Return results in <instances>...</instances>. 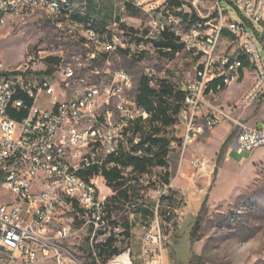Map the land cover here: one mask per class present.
I'll return each instance as SVG.
<instances>
[{
	"label": "built area",
	"instance_id": "obj_1",
	"mask_svg": "<svg viewBox=\"0 0 264 264\" xmlns=\"http://www.w3.org/2000/svg\"><path fill=\"white\" fill-rule=\"evenodd\" d=\"M92 1L0 0V29L8 17L42 11L55 19L64 39L84 48L83 56L54 66V74L41 79L0 64V187L14 196L11 203L0 200L2 264H83L62 246L83 232L96 264H102L99 256L104 246L111 253L121 250L104 264H125L118 260L122 256L135 264L132 248L125 247L124 232L114 229L107 217L103 171L109 158L119 156L122 148L136 157L146 155L149 144L141 147L142 135L136 131V123L147 122L151 114L136 99H128L134 88L128 72L92 68L119 46L131 60L164 59L163 53L173 52L170 48L162 50L157 43L168 33L197 58L196 78L182 88L184 99L177 116L184 127L182 142L173 141L172 149L180 147L184 153L206 130L232 120V109L214 105L209 99L242 78L240 58L219 52L225 30L240 43L255 76L243 103L264 102V60L248 26L253 25L250 21L264 24V0H216L218 16L200 19L188 29L193 10L202 15L203 0H192L191 8L173 5L171 0H113L120 13L102 30L91 22L83 23L81 20L88 16L76 11L77 4ZM222 1L245 13L250 21L227 18ZM128 7L148 18L141 36L123 29L127 24L123 12ZM120 35L127 38L126 42H121ZM259 38L264 40V31L259 32ZM84 72L95 75L96 80L84 78ZM147 78L153 88L156 72L149 69ZM44 96L49 98L50 109L38 106ZM25 98L32 105L28 106ZM11 112H26V116L18 120ZM236 127L232 149L241 153L264 148V128L242 123ZM192 168L206 173L212 167L195 160ZM140 182L161 186L154 221L144 236L142 260L144 264H167L166 243L179 211L177 196L172 194L171 185H164L151 173L144 174ZM38 183L41 188L35 192ZM66 215H74L73 220L58 225V218Z\"/></svg>",
	"mask_w": 264,
	"mask_h": 264
},
{
	"label": "rangeland",
	"instance_id": "obj_2",
	"mask_svg": "<svg viewBox=\"0 0 264 264\" xmlns=\"http://www.w3.org/2000/svg\"><path fill=\"white\" fill-rule=\"evenodd\" d=\"M173 1V5L185 4L191 8L192 0ZM221 5L228 11L227 18L249 20L245 13L240 12L228 2L222 1ZM76 11L88 16L81 20L83 23L91 22L99 30L109 26L115 15L120 13L113 0L79 3ZM200 11L202 15L193 10L200 19L208 16L216 18L218 16L216 0H203ZM123 14L127 18V24L123 27L125 32L143 35L147 28V16L132 7H128ZM250 23L253 24L248 25L250 33L257 42L264 60V40L259 38V32L264 31V24L253 21ZM191 26L189 23L187 29ZM223 36L224 34L222 38ZM120 39L121 42H126L127 38L120 35ZM220 49L226 50L227 53L242 51L239 42L228 44L224 40ZM83 54L84 48L81 44L72 39H64L56 26L55 19L42 11L20 17H8L6 24L0 29V64L7 70L31 72L36 78L41 79L45 76L41 72L52 70L54 74V66L67 65ZM49 58L57 59L58 62L50 64L47 61ZM82 60L84 61V58ZM196 66L197 58L184 48L179 55H166L164 59L148 58L141 62L131 60L128 53L119 46L116 52L106 56L105 60L97 62L92 68L99 67L103 72H107L108 69L111 72L121 70L128 72L134 83L128 99L134 100L139 93L140 81L142 77H147L149 69L156 72L157 83L153 89L160 91L163 84H170L176 92H182L184 86L195 80ZM248 75L246 73L245 80L241 78L238 84L229 87L228 97L234 103L223 107L232 109V120L221 123L224 124L221 131L232 124L236 126V123H239L234 120H238L236 111L248 105L243 103V97L247 92L244 94L242 92L250 80L255 78L252 72L251 76ZM83 77L96 80V76L88 72H84ZM218 93L209 99L214 105L222 106L223 101L216 97ZM154 102L156 103L157 99H154ZM167 102L171 107L169 114L176 116L172 113L177 103L175 97L167 98ZM38 106L50 109L49 98L46 96L40 98ZM258 107V110L263 109L264 104L261 102ZM11 116L17 119L12 112ZM175 119L178 121L177 116ZM145 126L144 134L146 135H157L159 138H167L177 144L182 142L179 136L181 132L183 134V128L175 129L173 126L165 128L159 122H147ZM218 126L212 130H206L201 137L187 147L184 153L180 147L173 149V152L177 154H172L170 164L172 174L174 177L178 174L182 159L185 157L183 162L185 176H183V185H171L179 202V211L175 218L176 225L174 224L169 232L170 237L166 243L171 264H264V148L241 153L236 149L232 150V143L238 131L236 127L233 131V139L220 153L222 146L218 143V138L217 141L215 140ZM260 128H264V124ZM194 146L199 147V151L195 154ZM195 160L206 161L212 168L206 173L196 171L192 168V162ZM124 172L127 174L133 204H136L135 196L145 189H151L152 196L159 199L161 191L155 193L154 184L142 187L136 176H131L128 171ZM40 188L41 185L38 183L34 191L37 192ZM215 194L217 196L213 198ZM13 199L14 196L11 193L0 187V200L3 203H11ZM200 211L202 221L198 229V239L194 245H191V233ZM73 218L74 215L59 217L57 224L72 221ZM62 246L69 255L83 264H96V259L90 256L92 250L88 247L86 232L65 240ZM105 248V246L101 247L99 256L102 264L114 257ZM0 264H2L1 257ZM135 264L139 263L135 261Z\"/></svg>",
	"mask_w": 264,
	"mask_h": 264
},
{
	"label": "crops",
	"instance_id": "obj_3",
	"mask_svg": "<svg viewBox=\"0 0 264 264\" xmlns=\"http://www.w3.org/2000/svg\"><path fill=\"white\" fill-rule=\"evenodd\" d=\"M223 34L224 36L223 38H221L220 46H221V43H223V40L224 42L228 44L229 43L234 44L235 42H238L236 39H234L230 35V33L227 30H225ZM219 52L222 54H230L235 57H239L241 62H242L241 57L242 56L245 57L243 51L238 52V53L234 51H232V53H227L226 50H222L219 47ZM178 54H180V52L177 53L176 55ZM166 55L172 56L173 54H166ZM251 72L252 71H251L250 66L244 72H242V68H241L242 78H244L245 80L246 73L249 74L248 76H251ZM254 80L255 78L250 80V83L244 88L242 94L248 92L251 89V87L254 84ZM228 94H229V88L225 89L222 92H219L218 95H216V97H218L220 100L223 101L222 107L228 106L230 103H234L229 100ZM259 103L261 102H255L253 104H248L246 108L238 109V111H236L238 120L236 119L234 120L242 124L244 123L248 127L261 129L260 126L264 124V108L258 110ZM262 103L264 104V102ZM27 105L28 106L32 105V101L28 100ZM137 124H139L138 127L140 128V133L142 134V132L146 130L145 125L147 124V122H142L139 120L137 121ZM222 126H224V124H220L218 126L216 136H215V140L217 141V138H218V143L221 146L224 145V143L229 138L231 133H233V131L236 129V126L232 124L228 127H224L223 131H221L220 129ZM173 127L175 129L184 128L181 124H179V122ZM182 136L183 134L181 132V136L179 137L182 138ZM154 137L157 138L158 136L155 135ZM166 140H170V139L166 138ZM172 142L173 141H171L170 143ZM169 149H170V152H169V155L166 161L168 165L167 168L155 166V165H149L143 172H140L138 170H135L132 165L128 167H122L120 163L116 162L115 160L116 157H121L123 159L127 157H136L132 153L127 152L126 148H122L119 156L110 157L105 167V170L107 171L113 168H116L120 172V175H121L118 180H115L112 183L108 182V180L105 177L103 179L102 183H103L104 191L102 192V194H105L107 196V203H106L107 217L109 221L111 222V225L113 226L114 229L124 232L127 238L125 247L129 246L132 248L134 259L139 264H144L142 260V245H143L145 233L147 229L149 228V226L151 225V223L154 221L155 207H156L158 200L152 196L151 189H145L141 191L139 195L135 196L136 204H133V196L131 195L132 192H131L130 187H128V183H127L128 178H127V174L124 171H128L131 176H136L139 180H141V177L144 174L151 173L152 176H157L160 181H164V175L166 172H168L170 174V178H169L170 185H178V186L183 185L184 183L183 176H185L183 173L185 171L183 162L185 161V157L182 159L183 161H182L180 168L178 169V174H176V176L174 177V175L172 174V167L170 166V164L172 162L171 160L172 154H177V153L173 152V149L171 148V144L169 146ZM198 149L199 147L197 146L193 147L194 154L195 152L199 151ZM158 150H159V147L154 146L151 152L148 154V156L150 158L154 157L157 154ZM177 176H178V179H177ZM174 180H175V184H174ZM119 183L120 184L122 183V184L116 187V185H118ZM110 184H112V186H110ZM130 184L132 183L130 182ZM152 184H154V186L156 187V190H154V192L160 193L161 186L157 183H151L150 185ZM140 186L149 187V185L145 183H141ZM111 241L113 243V240ZM118 252L120 253L121 250H118ZM167 264H171L168 254H167Z\"/></svg>",
	"mask_w": 264,
	"mask_h": 264
},
{
	"label": "trees",
	"instance_id": "obj_4",
	"mask_svg": "<svg viewBox=\"0 0 264 264\" xmlns=\"http://www.w3.org/2000/svg\"><path fill=\"white\" fill-rule=\"evenodd\" d=\"M171 3L173 4L174 1L171 0ZM190 24L193 25L196 22L200 21V18L195 14L190 15ZM157 46L160 47L162 50L164 49H171L173 52V55H176L181 51V49L184 48L182 44H179L177 39H175L172 35L165 33L163 34L162 40L157 43ZM163 55H166V53ZM242 72H244L247 68H249L250 63L248 60H246V56H242ZM48 63L55 64L58 62L57 59L49 58ZM42 75H51L52 70H47L46 72H41ZM175 97V100L177 103L175 104L172 113L174 115H178L181 109L180 101L184 99V92H176L175 89L170 84H163L160 91H156L155 89L151 88L149 84V80L147 77H142L140 81L139 86V93L136 98V102L139 106L143 107L147 112L151 114V118L147 122H159L162 126L165 128H169L171 126H174L178 123L177 119H175L176 116H171L169 113L171 107L169 106V103L167 102V98ZM154 99H157V102H154ZM12 115L16 117L18 120H22L26 113H15L12 112ZM139 124L136 123V131L140 132V128L138 127ZM143 131V130H142ZM145 131L142 132V144L141 147L144 148L145 144H149L148 147L145 149L146 155L144 157H127L125 159L121 157H116V162L120 163L122 167H128L132 165L135 170H138L140 172H143L149 165H155L167 168V158L170 152L169 146L171 140H166L165 138H159L154 137L155 135L150 134L146 135L144 134ZM158 132V131H157ZM234 133H232L229 138L226 140L224 145L221 148L222 153L229 142L233 139ZM182 141V140H181ZM178 144H181L178 143ZM154 146H158L159 150L157 154L150 158L148 154L151 152L152 148ZM112 160V159H111ZM104 177L108 180V182L112 183L115 180H118L120 178V172L113 168L109 171L104 170L103 171ZM170 174L168 172L164 175V181H161L164 185H170ZM153 183V182H152ZM122 184V183H121ZM120 183L116 185V187L121 185ZM151 184V183H150ZM150 184H148L150 186ZM112 186V184H110ZM115 187V186H114ZM173 195H176L175 192L171 191ZM126 193V192H125ZM127 194V193H126ZM177 203V204H176ZM179 202L175 201V206L178 207ZM202 221L201 218V211L198 215L197 223L192 230L191 233V245H194V243L198 239V229L200 227V223ZM176 225V224H175ZM112 241H109L108 245L110 246ZM118 250L112 251V255H118ZM174 263V262H173Z\"/></svg>",
	"mask_w": 264,
	"mask_h": 264
},
{
	"label": "bare ground",
	"instance_id": "obj_5",
	"mask_svg": "<svg viewBox=\"0 0 264 264\" xmlns=\"http://www.w3.org/2000/svg\"><path fill=\"white\" fill-rule=\"evenodd\" d=\"M175 180H176V178H175ZM175 180H174V184H175ZM216 196H217V195L215 194V195L213 196V198H215ZM118 260H121V261L125 262V264H130V261H129V259H128L127 256H122V257H120Z\"/></svg>",
	"mask_w": 264,
	"mask_h": 264
},
{
	"label": "water",
	"instance_id": "obj_6",
	"mask_svg": "<svg viewBox=\"0 0 264 264\" xmlns=\"http://www.w3.org/2000/svg\"><path fill=\"white\" fill-rule=\"evenodd\" d=\"M237 150V149H236Z\"/></svg>",
	"mask_w": 264,
	"mask_h": 264
}]
</instances>
